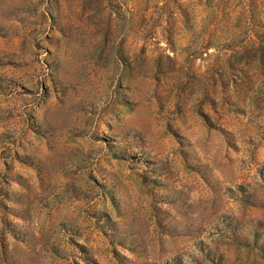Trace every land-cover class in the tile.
<instances>
[{"label": "rangeland", "instance_id": "obj_1", "mask_svg": "<svg viewBox=\"0 0 264 264\" xmlns=\"http://www.w3.org/2000/svg\"><path fill=\"white\" fill-rule=\"evenodd\" d=\"M0 264H264V0H0Z\"/></svg>", "mask_w": 264, "mask_h": 264}]
</instances>
